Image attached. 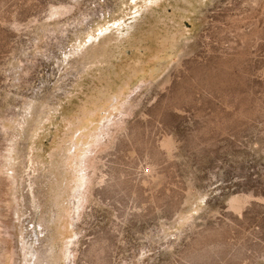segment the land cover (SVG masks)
<instances>
[{
    "label": "rangeland",
    "instance_id": "374dc122",
    "mask_svg": "<svg viewBox=\"0 0 264 264\" xmlns=\"http://www.w3.org/2000/svg\"><path fill=\"white\" fill-rule=\"evenodd\" d=\"M0 244L264 264V0H0Z\"/></svg>",
    "mask_w": 264,
    "mask_h": 264
},
{
    "label": "bare ground",
    "instance_id": "6f19581e",
    "mask_svg": "<svg viewBox=\"0 0 264 264\" xmlns=\"http://www.w3.org/2000/svg\"><path fill=\"white\" fill-rule=\"evenodd\" d=\"M64 9H60V8H57V9H53V14H56V13H59V12H61V11H63ZM59 174H62V171H61V173L59 172ZM58 173H56V174H54V179L56 180V181H58L59 180V177H58V175H59ZM55 181V182H56ZM61 182V181H60ZM241 199V198H240ZM236 200V199H235ZM237 201V200H236ZM241 201V200H240ZM42 219V218H41ZM44 220V219H43ZM41 226L43 225V221L41 220L40 221V223H39ZM0 249H1V253H3V251L5 250V247L4 246H2V244H0ZM4 256V255H3ZM8 257V256H7ZM3 258V257H2ZM39 258V257H38ZM40 259V258H39ZM42 261V260H41ZM40 261V262H41ZM5 263V262H4ZM0 264H3V261H2V259L0 258ZM41 264V263H40Z\"/></svg>",
    "mask_w": 264,
    "mask_h": 264
}]
</instances>
